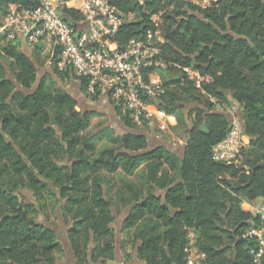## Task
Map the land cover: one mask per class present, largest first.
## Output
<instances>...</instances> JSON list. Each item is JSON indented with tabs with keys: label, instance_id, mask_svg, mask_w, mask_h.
I'll return each instance as SVG.
<instances>
[{
	"label": "trees",
	"instance_id": "1",
	"mask_svg": "<svg viewBox=\"0 0 264 264\" xmlns=\"http://www.w3.org/2000/svg\"><path fill=\"white\" fill-rule=\"evenodd\" d=\"M40 1L0 0V14L11 5L32 10ZM107 1L123 16L137 15L114 34L119 46L143 39L158 15L162 56L201 78L199 89L178 67L166 69L177 73L173 77L159 70L166 91L157 104L176 116L171 129L185 132L183 156L164 146L130 154L148 147L142 133L115 134L105 127L85 134L90 115L98 113L77 110L58 86L55 78L73 80L70 71L51 66L55 78L45 73L26 94L43 46L30 47L27 55L19 37L0 33V264H56L62 242L38 217L50 222L58 212L72 223L67 240L74 264H121L114 262L116 203L128 207L122 228L144 264H185L190 232L205 264H256L249 254L254 242L242 236L254 217L241 203L264 200V0H211L207 8L189 0ZM62 14L73 27L82 19L74 9ZM80 89L84 94L83 84ZM228 96L239 104L242 132L249 137L241 158L248 173L217 158L230 119L210 97L221 106ZM115 110L128 128L150 129ZM103 139L108 145L96 151ZM141 165L138 182L128 181ZM115 173L121 187L114 191L109 176ZM22 190L33 201L22 200Z\"/></svg>",
	"mask_w": 264,
	"mask_h": 264
},
{
	"label": "built area",
	"instance_id": "2",
	"mask_svg": "<svg viewBox=\"0 0 264 264\" xmlns=\"http://www.w3.org/2000/svg\"><path fill=\"white\" fill-rule=\"evenodd\" d=\"M13 6L0 23V33H6L10 39H24L27 47L42 44L45 53L50 55L48 66L70 71L73 80L84 85L87 98L108 102L115 109L128 112L137 127L163 132L177 123L174 114L157 104L166 91L159 70L171 65L178 67L191 76L196 88H201V78L196 71L172 64L162 56L164 36L158 15L151 17L155 28L143 39L131 38L119 46L112 38L124 21H130L128 17L132 14L123 16L107 0H41L32 10ZM64 8L81 14L82 19L75 27L63 19ZM55 46L57 51L51 61ZM210 100L216 107L220 106L216 99L210 97ZM230 121L231 127L216 147L217 158L248 173L247 166L241 162L248 136L242 132L239 116L232 115ZM244 205L254 222L242 236L254 242L249 254L259 264L264 260V203L246 202ZM184 252L185 264H205V254L192 240Z\"/></svg>",
	"mask_w": 264,
	"mask_h": 264
},
{
	"label": "rangeland",
	"instance_id": "3",
	"mask_svg": "<svg viewBox=\"0 0 264 264\" xmlns=\"http://www.w3.org/2000/svg\"><path fill=\"white\" fill-rule=\"evenodd\" d=\"M192 1L194 4L198 5L201 8H207V7L211 6V0H192ZM136 17H137L136 14H132L128 17V19L134 20V19H136ZM21 51L30 55V47H27V49H26L22 45ZM43 54L44 55H42V58L34 61V64L36 66V71H37V78L42 77L45 73H48L47 71L49 70V66H48L47 61L50 58V55H48L47 52L45 53L44 50H43ZM176 74L177 73L170 71V70L165 71V77H173ZM8 75L11 76L10 72H8ZM186 75L189 78H191V76L189 74L186 73ZM207 79H208V77H207ZM55 80H56V82L60 88H67V87L71 86V82H68V81L61 82L60 80H58L56 78H55ZM76 109L80 110L77 106H76ZM187 109L189 111L190 108L186 107L185 110H187ZM215 110L222 111V112L226 113L227 115L239 116L238 113H240V106L235 100H233L230 96H228L227 97V103H224V105H221L219 107L215 106ZM187 120L191 124V119L187 117ZM89 121H90V125H89L88 129L85 131V134L94 135L98 131V129L108 121V116L106 114H100V113L92 114L89 117ZM190 124L188 123V125H190ZM230 127H231V121H230ZM115 128H116V130L113 129L115 134H122L121 132H123V129L120 126L117 125ZM143 130L146 131V133L148 135V142L150 143L149 147H153L156 144V141L154 140V138L151 137V132L156 130V129H146L145 128ZM117 132H120V133H117ZM155 133H157V134H155L156 135L155 137H158L159 139L162 138L161 136L167 135V137L165 139H162V140H165L166 142L174 144V145H179L180 146V148L178 149L179 156H183V145H184V138L186 135L183 130L178 132V133H176L174 129H170L169 131H163V132L156 130ZM247 139H248V144H249V137ZM106 145H108L106 139L100 140L97 143V150L96 151L101 150ZM142 171H143V166L141 165L138 168V170L135 172L134 175L127 177V180L130 182H133V183H137L138 182V176L140 175V173ZM109 180H110V184L114 185V191L116 188L121 187V185L119 183V176L117 173L109 176ZM21 198H22V200H24L25 198H29L31 201H33V198L30 196V193L27 190L21 191ZM113 201L115 202V199ZM263 203H264L263 199H258L251 204L258 205V204H263ZM241 208L243 210L246 209V206L244 205L243 202L241 203ZM127 211H128V208H125L122 205H118L117 203H116V206L114 204L112 205V213H113L114 218H115L113 223H112V227L114 228V230L116 232V241H115L116 254H115L114 262L122 264V261H123V264H144L142 261H140L137 258L136 252H137L138 245L137 244L135 245V244H132V243H129L128 241H126L128 236L126 234V231H123L122 223H123V219L126 216ZM60 216L62 217L61 214H60ZM38 220L40 222H42L43 224H45L46 226L51 227L58 234L60 240L62 239L64 242L69 244V242L67 240V230L72 224L71 221H69V220L67 221V220L63 219V217L61 218V220H59L58 217L55 216V214L50 215V222H46L42 216H39ZM189 235H190L189 239L194 241V239H195L194 233L190 232ZM126 255H128V256H126ZM56 258H57V260H56L57 264H68L71 262V261L67 260L68 257L66 256L65 253L56 254ZM93 264H100V263L98 262V263H93Z\"/></svg>",
	"mask_w": 264,
	"mask_h": 264
},
{
	"label": "water",
	"instance_id": "4",
	"mask_svg": "<svg viewBox=\"0 0 264 264\" xmlns=\"http://www.w3.org/2000/svg\"><path fill=\"white\" fill-rule=\"evenodd\" d=\"M78 33H75V36H77ZM23 47L27 49V45L23 39ZM57 51V47L55 46L53 49V55L51 57V61H53L55 54ZM28 55V54H27ZM50 75H52L55 78V74L52 71V68L49 66V70L47 71ZM41 78V77H40ZM40 78L36 77V80L32 86V88L30 90H23V92H25L26 94H30L32 93L38 86ZM63 90L73 99L75 100V102L77 103V107L82 111V113H87V112H95V113H100V114H106L108 116V121L103 124L98 130L105 128V127H111L112 129L116 130V126H120L123 129V132H121L122 134L125 133H142L145 134L147 136L148 139V135L145 131H141V130H137V129H130L128 128L124 122L118 118L116 110L114 107L110 106V104L108 102L106 103H102V101H92L89 98H87L80 89V84L75 81L72 80L71 81V86L67 87V88H63ZM187 110H185V117L187 115ZM218 112V111H216ZM223 114H225L229 119H231V115H227L224 112H221ZM190 123V122H188ZM120 133V132H117ZM156 135L154 134V132H151V137L154 138V140L156 141V144L153 147H149L150 143L148 142V147L142 151L139 152H129L132 155H136V154H141L144 152H147L153 148H155L156 146H164L167 150L176 153L179 155L178 153V149L180 148L179 145H174L171 143L166 142L165 140L159 139L158 137H155ZM185 141V138H184ZM183 153H184V149H183ZM163 193V192H162ZM62 245L63 248L65 249V254L68 257L67 260L71 261L69 264H74V258H73V252L70 248V245L67 244L66 242H64L62 240Z\"/></svg>",
	"mask_w": 264,
	"mask_h": 264
},
{
	"label": "crops",
	"instance_id": "5",
	"mask_svg": "<svg viewBox=\"0 0 264 264\" xmlns=\"http://www.w3.org/2000/svg\"><path fill=\"white\" fill-rule=\"evenodd\" d=\"M14 8V6L13 5H11L10 7H9V9H8V11L9 10H11V9H13ZM7 11V12H8ZM6 12V13H7ZM6 13H4V14H0V23L3 21V19H4V17H5V15H6ZM21 41L23 42V39H21ZM97 101H100V100H97ZM102 101V100H101ZM95 102V101H94ZM102 103H106V102H104V101H102ZM111 106V105H110ZM239 115H240V113H238ZM240 117V116H239ZM243 203H246V202H243Z\"/></svg>",
	"mask_w": 264,
	"mask_h": 264
},
{
	"label": "flooded vegetation",
	"instance_id": "6",
	"mask_svg": "<svg viewBox=\"0 0 264 264\" xmlns=\"http://www.w3.org/2000/svg\"><path fill=\"white\" fill-rule=\"evenodd\" d=\"M29 199V198H28ZM30 200V199H29ZM121 208V207H120ZM128 208V207H127ZM113 214V213H112ZM127 214V213H126ZM114 216V215H113ZM57 217H58V219L59 220H61V216H60V214H59V212L57 213ZM126 217V216H125ZM115 219V218H114ZM125 219V218H124ZM124 219H123V221H124ZM57 234V233H56ZM57 236H58V234H57ZM59 237V236H58ZM60 239V238H59ZM61 242H62V239H61ZM64 253H65V249H64ZM56 264H57V261H56ZM69 264V263H68Z\"/></svg>",
	"mask_w": 264,
	"mask_h": 264
}]
</instances>
